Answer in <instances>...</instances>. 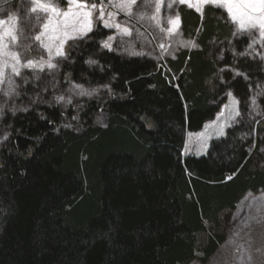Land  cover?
Instances as JSON below:
<instances>
[{"label": "trees", "instance_id": "obj_1", "mask_svg": "<svg viewBox=\"0 0 264 264\" xmlns=\"http://www.w3.org/2000/svg\"><path fill=\"white\" fill-rule=\"evenodd\" d=\"M179 11L197 47L181 50L167 68L104 49L103 26L67 52L74 61L60 68L62 86L109 87L105 100L79 103L76 127L62 124L71 112L57 105L6 119L0 264L206 262L223 240L222 218L246 193L264 189V116L247 123L254 137L240 138L241 123L208 155L183 154L187 133L216 117L227 91L242 101L249 81L264 82V65L231 55V23L217 8L207 5L203 16L185 5ZM235 45L244 50L248 39ZM228 66L240 75L222 71Z\"/></svg>", "mask_w": 264, "mask_h": 264}, {"label": "rangeland", "instance_id": "obj_2", "mask_svg": "<svg viewBox=\"0 0 264 264\" xmlns=\"http://www.w3.org/2000/svg\"><path fill=\"white\" fill-rule=\"evenodd\" d=\"M50 2L60 10L68 8L66 0H50ZM1 3L3 8H0V21H4V23L0 25V30L11 29L18 36V43L10 45V50L20 52L21 56L20 64L16 65L20 75L16 76L9 66L5 71V76L13 81L12 85L10 86L7 80L0 83V149L8 144L6 141L10 136V125L6 123V119L9 116L14 119L18 114L37 110L40 106H54L55 108L57 105L65 114L71 112L67 118L63 119L62 124L65 127H76L79 103L93 98L103 100L109 93L108 86L85 85L72 80H68L62 86L59 78V71L63 63L67 60V64L70 65L74 61V58L71 57L73 55L67 56V52H78L81 44L90 39L87 35L97 27L103 26L107 30L104 39L98 42L104 49L111 50L124 59L132 56L152 59L159 68H167L168 60L176 59L181 50H192L197 47L195 38L185 36L183 33L179 7L186 4L180 3L179 0H136V3L132 5L133 14L131 16L113 6V4L119 3V0H113V4H110L109 0H103V20L98 18L101 0H87L89 8L93 3L97 6L96 10L92 12L91 31L83 35L74 34L76 35L75 39H68L62 49L63 56L55 55V47H53L52 55H49L48 50L41 47L39 41L32 39L42 31L40 25L36 23L35 17L41 15V23L46 20V14L30 11L34 6L32 0H5ZM169 4H171V8L168 7ZM157 6H159V12L156 10ZM199 7L204 9L206 6L199 5ZM213 7L221 11L222 15L225 14L226 19L231 22L234 38L230 44L231 55L259 60L264 65V37L260 35L259 29L242 31L238 24L231 20L226 7ZM189 8L196 9L195 7ZM109 12L113 13L111 17H109ZM141 13L143 18L140 16ZM177 15L179 16V25L175 30L169 32L168 29L172 26L168 20L170 18L174 20ZM13 17L16 18L15 23ZM104 21L113 26L105 27ZM33 25L34 27H31ZM114 25L120 27L117 28ZM124 28H127L131 34L125 33ZM25 36L29 38L25 39ZM109 37L113 39L110 40ZM80 38H83L81 43L79 42ZM242 38L248 39V45L244 50H239L235 41ZM45 42H47L46 38ZM106 43L111 47H105ZM192 44H195V47ZM221 51L219 56L220 59H223L226 49L222 48ZM5 60L9 65L15 63L10 57L0 56V66ZM27 60H32L36 65L43 64V70L40 67H22ZM47 61H51L55 67L49 68ZM90 61H93L97 68L101 67L94 61V58ZM223 70L240 75V72L233 67L228 66L222 68ZM249 83L247 99L241 101V97L239 99L234 91H227L222 96L221 108L216 117L209 120L200 131L187 133L183 150L185 157L208 155L215 141L224 138L231 127L241 125V123L244 125V131L240 138L246 140L254 137L256 127L251 126L249 129L247 123L254 125L264 116V82L251 84L249 81ZM81 91L91 94L81 95ZM24 93L27 95L24 96ZM46 93H49L53 100H45L43 97ZM24 97L28 100H25ZM97 122L103 124L105 120L98 118ZM254 144L255 142L250 146V150L253 149ZM222 223L223 240L214 254L206 262L198 257L189 264H264V189L246 193L238 202L236 209L228 212L222 218Z\"/></svg>", "mask_w": 264, "mask_h": 264}, {"label": "snow or ice", "instance_id": "obj_3", "mask_svg": "<svg viewBox=\"0 0 264 264\" xmlns=\"http://www.w3.org/2000/svg\"><path fill=\"white\" fill-rule=\"evenodd\" d=\"M33 7L30 11L32 13L46 14V20L41 23V15L35 17L36 23L40 25L42 31L36 34L32 39L40 42V46L47 49L49 55H52L53 47H55V55L63 56V46L68 39H75L74 34H86L91 31L92 25V12L96 10L97 6L95 3L89 8L87 0H66L68 4L67 10H60L58 7L53 5L50 0H32ZM180 3L186 4L189 7H195L201 16H203V9L199 5H213V6H224L229 14L231 20L238 24L239 29L242 31H250L254 29H259L260 35L264 37V0H179ZM110 4H113V0H109ZM136 3V0H119V3L113 4L114 7L119 8L121 11L126 12V15L131 16L132 5ZM171 8V4L168 5ZM157 12H159V6L156 7ZM258 13V15H257ZM113 15L109 12V17ZM143 18V14H140ZM100 20L104 18L103 0H101V6L99 8ZM153 19L155 17H152ZM13 22H16V18L13 17ZM4 21H0L2 25ZM168 23L172 26L168 29L169 32L175 30L179 25V16L173 20L169 19ZM105 27H112L107 21H104ZM119 28V25H114ZM31 27H34L31 26ZM125 33L131 34L127 28H124ZM7 37V40H6ZM25 39L29 37L25 36ZM45 38L47 42H45ZM18 36L13 33L11 29L7 31L0 30V56L10 57L15 63L9 65L7 60L3 62L0 66V83H4L7 80L8 84L11 86L13 81L5 76L6 69L10 66L12 72L19 76V69L16 67L20 64L21 53L15 50H10V45H16L18 43ZM109 39H113L109 37ZM105 47H111L110 44H105ZM195 47V44H192ZM163 47V45H161ZM47 66L49 68H54L55 65L51 61H47ZM93 63V61H89ZM25 68L40 67L43 70V64L36 65L32 60H27L25 64L22 65ZM14 90V89H11ZM81 95H90L91 93H86L81 91ZM63 99V97H60ZM238 103V102H237ZM238 114V113H237ZM231 179V177H229Z\"/></svg>", "mask_w": 264, "mask_h": 264}, {"label": "crops", "instance_id": "obj_4", "mask_svg": "<svg viewBox=\"0 0 264 264\" xmlns=\"http://www.w3.org/2000/svg\"><path fill=\"white\" fill-rule=\"evenodd\" d=\"M2 1H5V0H1L0 1V8H3L2 6H3V4L1 3ZM2 4V5H1Z\"/></svg>", "mask_w": 264, "mask_h": 264}, {"label": "bare ground", "instance_id": "obj_5", "mask_svg": "<svg viewBox=\"0 0 264 264\" xmlns=\"http://www.w3.org/2000/svg\"><path fill=\"white\" fill-rule=\"evenodd\" d=\"M181 20V19H180Z\"/></svg>", "mask_w": 264, "mask_h": 264}]
</instances>
